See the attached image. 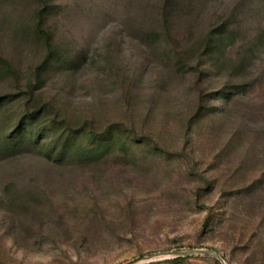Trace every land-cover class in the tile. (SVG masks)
<instances>
[{"label":"rangeland","instance_id":"obj_1","mask_svg":"<svg viewBox=\"0 0 264 264\" xmlns=\"http://www.w3.org/2000/svg\"><path fill=\"white\" fill-rule=\"evenodd\" d=\"M166 1L47 0L44 29L71 63L39 83L42 4L0 0V97L16 98L0 109V136L38 107L45 127L125 132L80 169L0 163V264H222L163 255L193 249L264 264V0H172V38ZM225 24V50L206 63L200 46ZM227 85L247 89L214 100Z\"/></svg>","mask_w":264,"mask_h":264},{"label":"trees","instance_id":"obj_2","mask_svg":"<svg viewBox=\"0 0 264 264\" xmlns=\"http://www.w3.org/2000/svg\"><path fill=\"white\" fill-rule=\"evenodd\" d=\"M39 1L42 4V9L36 26L38 32L43 34L47 52L43 62L37 68L36 77L39 83H43L45 76L51 73V70L58 67L61 63H71V59L65 58L64 54L54 43L49 31L44 29L46 19L51 14V8L47 0ZM172 2V0H167L161 13L162 24L160 29H162L165 38H172L169 25L170 17L173 13V8L170 7ZM160 29H156L155 32L159 33ZM230 34L232 33L225 24V26L212 30L205 37L200 46V51L201 57L206 60V63L223 54L226 46L225 41L230 37ZM261 39L264 40V33L260 36ZM176 56L178 57L177 59H180L183 54L178 53ZM178 62L181 63L182 60H178ZM248 63L244 56L232 66L234 69L243 70L248 67ZM0 64L8 68L10 66L1 57ZM229 89L235 90L236 94L239 95L246 92L247 85H227L224 89L217 92L213 99L227 100L231 98L233 92ZM29 95H32V93L29 92ZM15 99V95L0 97V109ZM203 111V116L217 113L213 107L204 108ZM44 119V110L41 107L29 108L17 118L15 124L12 123L10 127L2 130L0 136V163H6L9 167L16 168L19 165H23L30 170L40 168L45 171H53L62 167H77L76 169H80V166L83 167V165L90 164L94 160L98 161L101 156L108 152L114 140H119V133L125 134L122 129H119V126H111L104 130H99L90 122H86V124L78 128H72L66 122H59L54 119L51 121L50 126L45 127ZM12 126L14 127L12 128ZM128 137L130 141L135 143H141L142 141L134 132ZM15 184L16 182H11L9 185L13 187ZM209 224L210 217L206 219L204 227H208ZM188 258L191 257L176 258L173 261L181 262Z\"/></svg>","mask_w":264,"mask_h":264},{"label":"water","instance_id":"obj_3","mask_svg":"<svg viewBox=\"0 0 264 264\" xmlns=\"http://www.w3.org/2000/svg\"><path fill=\"white\" fill-rule=\"evenodd\" d=\"M163 255L173 257V258H187L192 256H209L218 259L222 264H227L225 259L221 254H219L215 250H208V249H193L187 251H172L169 253H164ZM158 256V255H155ZM154 257V256H153ZM152 257H148L146 259L150 260Z\"/></svg>","mask_w":264,"mask_h":264}]
</instances>
